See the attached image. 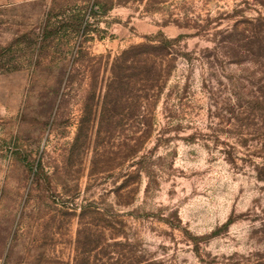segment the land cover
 Returning <instances> with one entry per match:
<instances>
[{
	"label": "rangeland",
	"instance_id": "1",
	"mask_svg": "<svg viewBox=\"0 0 264 264\" xmlns=\"http://www.w3.org/2000/svg\"><path fill=\"white\" fill-rule=\"evenodd\" d=\"M0 264H264V0H0Z\"/></svg>",
	"mask_w": 264,
	"mask_h": 264
},
{
	"label": "trees",
	"instance_id": "2",
	"mask_svg": "<svg viewBox=\"0 0 264 264\" xmlns=\"http://www.w3.org/2000/svg\"><path fill=\"white\" fill-rule=\"evenodd\" d=\"M140 48H147V49H153V50H156V47L155 46H152V45H138V46H134L132 47L131 51H134V53H137L136 55V58L137 60L139 61V68L142 69L143 66H142V57L144 56V54H146V52H142V50H140ZM153 60V68H154V72L153 73H157V75H163L162 74V66L161 64L158 63V61L156 59H152ZM149 88H153L154 86L158 85L159 82H161V80L158 78V77H149ZM161 84V83H160Z\"/></svg>",
	"mask_w": 264,
	"mask_h": 264
}]
</instances>
